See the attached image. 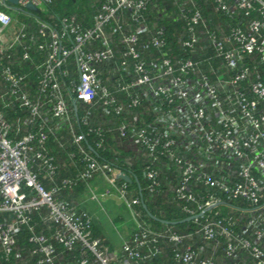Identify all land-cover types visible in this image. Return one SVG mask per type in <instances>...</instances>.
Returning a JSON list of instances; mask_svg holds the SVG:
<instances>
[{"label": "built area", "instance_id": "1", "mask_svg": "<svg viewBox=\"0 0 264 264\" xmlns=\"http://www.w3.org/2000/svg\"><path fill=\"white\" fill-rule=\"evenodd\" d=\"M16 1L0 0V257L17 264L26 226L36 264H61L63 251L78 264H147L165 246L161 264H264V0H202L209 11L177 0L163 16L185 22L177 45L192 56L176 57L164 26L147 21L151 0H90L89 25L50 11L58 0ZM62 131L75 147L67 160L83 164L76 180H59L48 148ZM108 134L140 148L144 189L170 194L193 230L142 217L138 158H102ZM77 180L81 202L127 207L133 225L116 248L92 237L79 200L58 195Z\"/></svg>", "mask_w": 264, "mask_h": 264}, {"label": "trees", "instance_id": "2", "mask_svg": "<svg viewBox=\"0 0 264 264\" xmlns=\"http://www.w3.org/2000/svg\"><path fill=\"white\" fill-rule=\"evenodd\" d=\"M197 6L200 8L208 7V11L211 10V5L207 2H203L202 0H196ZM177 0H151V4H149L148 11L146 12V17L148 23L151 25L155 23L158 26H164L165 29V37L168 42V48L170 52L176 57L178 55H190V53H185L181 48L178 47L177 42L178 40L185 34L186 25L182 19L174 20L163 16L165 12L168 10H176V14L178 13ZM204 9V8H203ZM50 11L59 13L61 15H74L78 21L84 23L85 25H89L93 22V13L94 8L93 4L90 0H58L53 3L50 8ZM162 10V11H161ZM205 11V10H203ZM205 14V13H204ZM43 15V14H41ZM47 19V16L43 15ZM206 19L211 23L212 21H216L217 16L211 15L208 17V14H205ZM214 24V22H212ZM142 35V34H141ZM143 38L146 36L143 34ZM213 55L212 49H206L205 52L199 54L200 57H210ZM209 73V72H208ZM262 80H264V69L262 66L261 70ZM7 117L12 116L9 112L6 113ZM103 116V115H102ZM107 118V116H106ZM89 123L92 126H96L97 123H101V119L90 118ZM77 129V128H76ZM80 130V128L78 129ZM83 130V128H82ZM94 139L93 135L88 136V138ZM129 140L123 141V144L119 142L118 139H115L114 134H108L105 137L104 142V149L99 150L98 152L101 154L100 156L103 158H111L117 157L121 158V156H130L138 158L134 159L136 162L131 167V171L136 175L139 180L140 187H141V197L143 203L145 204L146 208L144 209L141 204L135 206L142 217L152 226L156 228H162L165 226L159 220H155L148 216L147 211L150 212L153 216L158 217L159 219L167 220V221H176V224L172 226L179 230V231H187L193 230L192 222H181L184 219L185 215L181 214L179 209L176 207L174 201L171 199L170 194H157L151 196L147 193L144 189L146 186V182L142 177V157L139 154L140 148L136 144H132L128 142ZM48 148L50 149V153L57 159L58 163L60 164V171L58 172L59 180L61 178H69L72 180H76V176L78 171L83 168L82 163H73L66 158V153L69 150H75V147L71 144V134L68 131H62L57 134L56 137H50L48 141ZM98 157V160L102 162L104 159ZM122 178L119 180L117 179L118 183L122 182ZM124 181V180H123ZM44 186L46 189H49L52 186V183L49 180L42 179ZM136 185L131 182L128 185V189L132 190ZM84 183L80 180L75 181L71 186L62 188L58 195L60 197H64L68 200H72L73 202H77L79 196H81L84 192ZM84 208V207H83ZM128 211V210H127ZM126 211V212H127ZM41 214L38 212H34L32 214V221L36 224V230H40L42 227V219ZM129 215V214H128ZM119 219V218H118ZM171 225V224H170ZM105 224L102 223L101 225L96 224L95 222L91 225V233L92 237L100 238L102 243L107 245L110 249L113 246L106 240L105 236ZM183 231V232H184ZM30 232L26 226H22L21 230L17 233V255L15 257L14 262L17 264H36V257L31 254L32 244L28 241V237ZM199 244V241H198ZM58 250L61 251L62 249L58 247ZM165 254L164 256H153L147 264H161L162 261L168 262L169 259L167 258V254H169L170 248L165 246L164 247ZM169 250V251H168ZM79 250L75 251V254L78 255ZM60 257L61 264H78L76 261V255L73 252L63 251ZM1 256V252H0ZM0 264H9V262L4 261L0 257Z\"/></svg>", "mask_w": 264, "mask_h": 264}, {"label": "crops", "instance_id": "3", "mask_svg": "<svg viewBox=\"0 0 264 264\" xmlns=\"http://www.w3.org/2000/svg\"><path fill=\"white\" fill-rule=\"evenodd\" d=\"M78 200L81 202L80 198H78ZM81 205L90 215H92L96 224L101 225L104 223L106 225L104 231L106 240H108L113 248H116L122 238L127 237L131 232L133 223L129 227L124 225L120 231L114 230L113 222L115 219L124 218L125 220L131 221L128 211H122L121 207H123V205L117 204L115 199L113 200V198H109L103 201L101 206L91 201L81 202Z\"/></svg>", "mask_w": 264, "mask_h": 264}, {"label": "water", "instance_id": "4", "mask_svg": "<svg viewBox=\"0 0 264 264\" xmlns=\"http://www.w3.org/2000/svg\"><path fill=\"white\" fill-rule=\"evenodd\" d=\"M11 2H13V3H16L17 1L16 0H10ZM27 8H29V9H32V10H35L36 8L33 6V5H31V4H28L27 5ZM119 177L120 178H122L123 180H125V181H127V182H131V179H130V177L128 176V175H125V174H119ZM143 206V208L145 209L146 208V206H145V204H143L142 205ZM147 214H148V216L149 217H151V218H153V219H155V220H159V221H161V222H164V223H172V224H176L177 222H169V221H163V220H160L159 218H156L155 216H153L150 212H148L147 211ZM190 218H186V219H183V220H181V222H184V221H187V220H189Z\"/></svg>", "mask_w": 264, "mask_h": 264}, {"label": "rangeland", "instance_id": "5", "mask_svg": "<svg viewBox=\"0 0 264 264\" xmlns=\"http://www.w3.org/2000/svg\"><path fill=\"white\" fill-rule=\"evenodd\" d=\"M121 209H122V211L127 210V207L125 205H123V207H121ZM131 224H132V221H128V220H125L124 218H120V219L114 220L113 227H114L115 231H120V230H122L124 225L126 227H129Z\"/></svg>", "mask_w": 264, "mask_h": 264}]
</instances>
